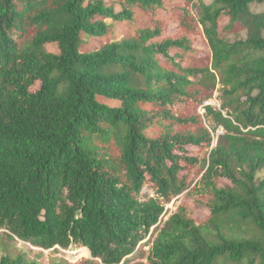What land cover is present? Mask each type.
Returning a JSON list of instances; mask_svg holds the SVG:
<instances>
[{"label": "trees", "instance_id": "1", "mask_svg": "<svg viewBox=\"0 0 264 264\" xmlns=\"http://www.w3.org/2000/svg\"><path fill=\"white\" fill-rule=\"evenodd\" d=\"M257 3L0 0V229L81 264H264Z\"/></svg>", "mask_w": 264, "mask_h": 264}, {"label": "rangeland", "instance_id": "2", "mask_svg": "<svg viewBox=\"0 0 264 264\" xmlns=\"http://www.w3.org/2000/svg\"><path fill=\"white\" fill-rule=\"evenodd\" d=\"M206 3H210L212 0H204ZM252 10L262 11L264 10V3L253 4ZM245 38L246 33H242L239 36L230 35L231 41H235L238 38ZM212 104L219 108V101L217 98V90L213 91V96L207 99L205 105ZM199 112L203 113L204 109L202 106L199 107ZM223 133L222 127H218L217 135L214 144L217 143V136ZM264 172H261L259 177H262ZM183 198V195L177 201L172 202L168 205L167 214L163 220L167 219L176 209L177 205ZM19 253H27L30 260H37L39 264H81L82 259L90 257V252L87 249H76V250H62L57 248L56 250H45L41 247L31 245L29 243L18 240L17 238H11L9 232L5 229H0V257L5 254L17 255Z\"/></svg>", "mask_w": 264, "mask_h": 264}, {"label": "bare ground", "instance_id": "3", "mask_svg": "<svg viewBox=\"0 0 264 264\" xmlns=\"http://www.w3.org/2000/svg\"><path fill=\"white\" fill-rule=\"evenodd\" d=\"M83 249H87V248H83ZM88 250V249H87Z\"/></svg>", "mask_w": 264, "mask_h": 264}, {"label": "built area", "instance_id": "4", "mask_svg": "<svg viewBox=\"0 0 264 264\" xmlns=\"http://www.w3.org/2000/svg\"><path fill=\"white\" fill-rule=\"evenodd\" d=\"M202 108H203V106H202Z\"/></svg>", "mask_w": 264, "mask_h": 264}]
</instances>
